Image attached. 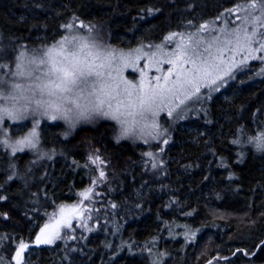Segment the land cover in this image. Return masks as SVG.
<instances>
[{
    "label": "trees",
    "instance_id": "obj_1",
    "mask_svg": "<svg viewBox=\"0 0 264 264\" xmlns=\"http://www.w3.org/2000/svg\"><path fill=\"white\" fill-rule=\"evenodd\" d=\"M238 2L245 0H0V46L8 61L20 47L55 42L70 32L66 23H82L99 28L111 47L129 49L208 23ZM262 76L230 99L211 98L194 142L179 143L174 133L176 145L160 153V173L145 167L146 147L115 142L106 122L71 137L59 124H44L41 146L52 159L0 151L5 264H16L21 240L33 244L21 264H264V153L248 142L264 130ZM95 156L101 162L91 163ZM88 188L83 200L78 193ZM79 202L90 226L35 247L58 206Z\"/></svg>",
    "mask_w": 264,
    "mask_h": 264
},
{
    "label": "snow or ice",
    "instance_id": "obj_2",
    "mask_svg": "<svg viewBox=\"0 0 264 264\" xmlns=\"http://www.w3.org/2000/svg\"><path fill=\"white\" fill-rule=\"evenodd\" d=\"M148 11L151 12L152 9ZM237 12L245 13L243 17L236 16L239 24L232 27L226 24L222 28H217L215 22L201 24L197 32L188 37L191 43H187L183 39V34H179L181 39L177 41L175 39L177 33H170L164 37L163 43L151 46L142 45L129 52L110 47L102 60L98 55L93 56L91 52L81 55L88 47L87 44H80L79 50L75 47L83 37L74 29L82 28L91 32L94 26L66 23L63 27L72 32L71 38L65 36L56 45L44 50L43 55L47 57L46 62L50 71L53 74L59 73L62 81L66 82L74 76V73L61 64L57 57H61L71 65L73 70H84L86 65L90 76H95L103 81L99 85V90L105 99L98 100V108L103 113L105 120L115 121L122 126V135L117 137V141L131 138L148 143L149 139L158 140L164 137L162 142L167 144L168 138L165 136L167 130L163 128L160 121L161 113L166 112L168 117L179 118L188 107L189 102L202 97L201 88L219 91L225 77L231 78L234 67L245 64L249 58H257L255 53L264 52V31L259 30L264 29V0H253L250 4L247 3V0L243 4L238 2L236 8L226 9L217 17V20L236 15ZM232 23L234 22L229 21V24ZM256 25H259V29ZM201 33H206V36L201 38ZM237 56L241 58L237 60ZM24 57L25 52L23 51L16 57L17 62L14 69H10L8 73L10 78L13 79L17 71L23 75L27 67L22 59ZM87 57H92L91 61H88ZM259 58L264 60V56ZM98 60L99 63H97ZM44 64L43 58H40L39 63L35 57L28 59V65H36L42 69ZM164 65L169 67L165 68ZM5 67L0 64V70ZM126 69L133 71L139 69V81L126 79L124 75ZM149 71L153 72L151 76L148 75ZM261 71L264 72V69ZM155 73H159V75ZM4 82V80H0V84ZM15 86L18 88L19 84ZM13 99L15 100V98ZM49 107L52 108L53 114H49L47 109H44L42 113L33 111L30 107L18 106L15 102L11 107H0V126H2L0 127V145L10 150L13 156L24 152L25 149L37 151L40 144V134L37 131L40 126V118L58 120L54 113L59 110V106L52 104ZM39 108L40 105H37V109ZM178 109L179 111H177ZM137 116L144 121L142 125L136 119ZM129 117L132 118V128L140 131V137L135 136V133L130 132L126 126L129 124ZM29 119L32 121V126L26 134L17 139L9 137L7 121L15 123ZM138 125L139 128H137ZM248 142L254 145L257 151H264V130L249 137ZM233 143L238 144L240 141L234 140ZM144 155L151 158L153 153L147 152ZM89 159L94 164L101 162L99 156H95L94 159L89 157ZM104 175V171L101 170L100 178H103ZM11 178L10 176L9 179ZM93 183L96 181L94 180ZM91 191L92 189L88 188L78 195L83 200H87ZM5 199L6 197L0 195V201ZM78 208L79 205L58 206V212L53 213L50 218L52 222L45 223L43 227H40L36 243H51L55 239L61 238V229L72 227V220L66 213V209L76 214L78 218ZM3 215L5 219L8 218L7 213H3ZM79 226L76 225V227ZM0 239L3 238L0 237ZM28 247L29 245L25 241L19 242L15 253L16 264H21L22 253ZM0 264H5L2 256H0Z\"/></svg>",
    "mask_w": 264,
    "mask_h": 264
},
{
    "label": "rangeland",
    "instance_id": "obj_3",
    "mask_svg": "<svg viewBox=\"0 0 264 264\" xmlns=\"http://www.w3.org/2000/svg\"><path fill=\"white\" fill-rule=\"evenodd\" d=\"M252 2L253 1L247 2V3L250 4ZM241 4H243V3H241ZM236 6H234L233 8H236ZM258 8H259V5H258ZM253 11H257V10H253ZM237 15L243 17L245 15V13L244 12H237L236 15L222 17L219 20H217V18H216V19H214L208 23H205V24H210L211 22H215L217 28H222L226 24L229 27H232V26H235L236 24H239V21L236 19ZM229 21H232L234 23L229 24ZM256 26L259 29V25H256ZM198 27L199 26H195V27H191L187 30H182L180 32H177V36L175 39L177 41L180 40L181 36L179 34H183V39L187 43H191V40H189L188 37L192 33L197 32ZM259 30L264 31V29H259ZM75 32L78 34H82L79 31H75ZM71 35H72V32H68V33L64 34L63 36H61L55 42H52V43L46 44V45H41V46H39L37 48H33V49H30V48L27 49L24 47H20V49L13 52L14 56L11 59H9L8 61L6 59H8L10 57L9 51L7 49H5L4 47L0 46V64H3L6 66L2 70H0V80H4V81L5 80H8V81L12 80V78L9 77L8 73H9L10 69H14L16 57L18 56L19 51L21 49H24L26 51H30L33 53H39V52L46 50L49 47H52L53 45H56L57 42L62 40L65 36L70 37ZM200 36H201V38H203L204 36H206V33H201ZM163 42H164V40H162L158 43H163ZM158 43H155V44H158ZM151 45H154V44L143 45V46H151ZM141 46L142 45H139V46H136L134 48H129V49L120 48V50H122L124 52H129V51L136 49L138 47H141ZM226 55H227V53H226ZM241 55H243V54H241ZM255 56L257 58H255V59L249 58L245 64H240V65L234 67V69L232 70L231 78L225 77V80H224L222 86L220 87L219 91H213L210 88H201V93L203 94L202 97L199 100H194L193 102H189L188 107L185 109V111L183 112V114L179 118L168 117L166 112L161 113L160 121L162 123L163 128L167 130L165 132V136L168 138L167 144H164L162 142L164 137H161L158 140L149 139L148 143H144L142 140H133V139H121V140L117 141L114 138L115 133H116V128H117L115 121L105 120V119H102L98 123H93L91 125L81 124L80 126L70 130L61 121H58V120L52 121L46 117H42V118H40V126L38 127L37 131L40 134V128L44 124H59V125H61L62 129L64 130V135L66 137H71L73 132L77 129H83V128H89V127L93 128L102 122H106L112 128L113 139L115 142H121V141L130 142L132 144L144 146L147 148L146 149L147 152H152L153 156L151 158H149L148 156L145 155L146 157H148V159L145 162V167L152 174L160 173L162 171V167H163V163L161 160L160 153L162 154L164 149H166V148L168 149V148H171L172 146L176 145L175 141L173 139L174 133H177V135L179 137V140H178L179 143H182V142H191L192 143L195 141L196 137L198 136V131H199V129H201V127H197L195 125L196 119L200 116V113H203L205 111L207 104L209 103V100H211V98H212V100H214L217 97L223 98V99H230L231 96L234 95L237 90H239V87L241 84H243V85H246V84L255 85L260 81V79L263 77L262 75H264V72L261 71L262 69H264V60L260 59L259 57L264 56V52L255 53ZM240 58H241L240 56H237V60H239ZM164 67L167 68L169 66L164 65ZM152 74H153L152 71L148 72L149 76H151ZM155 74L159 75V73H155ZM124 75H125V78L129 79V80L139 81V79H140L139 69H137L136 71H133L132 69H126ZM242 79H243V83L241 82ZM236 81H240L237 85H235L237 87L234 86V83ZM231 85H233V87H235V88H233V90L229 89L231 87ZM177 111H179V109ZM175 115L176 114L174 113V117H175ZM190 118H194V119L189 121ZM31 126H32L31 119H29L27 121L15 122V123L12 121H7L8 135L12 139H17V138L23 136L24 134H26L30 130ZM0 127H2V126H0ZM24 127H26V128H24ZM154 147H156V149H157L156 152H153V150H152V149H154ZM0 149H1L0 151L5 153L6 156H8V157L13 156L11 154L10 150L4 148L2 145H0ZM24 153H29L36 160L52 159L55 155L52 153V151L44 150V148L41 146V141H40V144L38 145L37 151L25 149L24 152L17 153L16 155H20V154H24ZM76 205H79V208L77 210V212L79 213L78 218L76 217V214H73V213H71V211L69 209H66V213L68 214V216L72 220V227L62 228L61 229V238L64 236L65 233H71L72 231L74 233L75 232L74 230H76L78 228V227H76V225L81 226V225L86 224V227H88V226H90V223L93 222V221H89L86 219V216H88L86 212L88 210L85 207V205L82 202H79ZM55 212H58V210H56ZM50 218H52V215L48 218L46 223L52 222V220ZM61 238L55 239L51 243H40L37 245V247L52 246L57 240H60ZM35 240H36V238H35ZM28 245H29V247L27 249H25L24 251H29L33 248V244H28ZM202 262L203 263H201V264H204V260ZM258 263L259 262H257V264ZM212 264H215V263H212Z\"/></svg>",
    "mask_w": 264,
    "mask_h": 264
},
{
    "label": "clouds",
    "instance_id": "obj_4",
    "mask_svg": "<svg viewBox=\"0 0 264 264\" xmlns=\"http://www.w3.org/2000/svg\"><path fill=\"white\" fill-rule=\"evenodd\" d=\"M79 35L83 39L77 42L76 49L79 50L80 44L88 45L84 49V52L81 53L82 56L91 52L93 56L98 55L100 60H102L107 51L110 50L111 46L104 39L99 28L94 27L91 32ZM22 51L25 52V57L22 59L27 67L23 75L17 71L11 81L5 80L3 84H0V107H11L15 102L18 106L30 107L33 111H40L42 113L44 109H47L49 114H53V110L49 105L54 104L59 106V110L54 113L58 121L63 122L70 130L81 124L91 125L104 119L103 113L98 108V100L105 99L99 90V85L103 81L95 76H90L86 65L84 66V70H73L71 65L61 57H57V60L61 64L68 67L74 73V76L65 82L60 79L59 73L53 74L50 71L46 62L47 57L43 55V51L33 53L21 49L19 53ZM31 57H35L37 63H39L40 58H43L45 60L43 68H38L36 65H28V59ZM91 59L92 57H87L88 61H91ZM97 63H99V60ZM16 84H19L18 88L15 86ZM37 105H40L39 109H37ZM105 110H107L106 107ZM148 118L151 119V117ZM128 119L129 124L126 126L129 128V131L134 132L135 136L140 137V131L133 129L131 126L132 118L129 117ZM136 119L140 121V125L144 123L143 120H140L139 116ZM115 123L117 128L114 138L117 140V137L122 135L123 129L119 123ZM137 128H139V125ZM252 146L258 154L264 153V151H257L254 145Z\"/></svg>",
    "mask_w": 264,
    "mask_h": 264
},
{
    "label": "water",
    "instance_id": "obj_5",
    "mask_svg": "<svg viewBox=\"0 0 264 264\" xmlns=\"http://www.w3.org/2000/svg\"><path fill=\"white\" fill-rule=\"evenodd\" d=\"M34 244H35V246H37V245H38V243H36V240H35Z\"/></svg>",
    "mask_w": 264,
    "mask_h": 264
},
{
    "label": "bare ground",
    "instance_id": "obj_6",
    "mask_svg": "<svg viewBox=\"0 0 264 264\" xmlns=\"http://www.w3.org/2000/svg\"><path fill=\"white\" fill-rule=\"evenodd\" d=\"M248 83V82H247Z\"/></svg>",
    "mask_w": 264,
    "mask_h": 264
}]
</instances>
